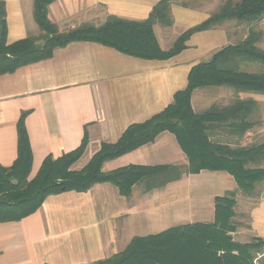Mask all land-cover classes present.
Segmentation results:
<instances>
[{
    "label": "crops",
    "instance_id": "obj_1",
    "mask_svg": "<svg viewBox=\"0 0 264 264\" xmlns=\"http://www.w3.org/2000/svg\"><path fill=\"white\" fill-rule=\"evenodd\" d=\"M3 1L9 44L41 34L34 19V0ZM160 1L56 0L49 7L48 18L60 31L82 25L101 26L109 16L142 21ZM184 1L172 0L171 27L158 30V24L154 26L163 50H169L184 31L193 27L184 24L174 36L171 30L180 22L177 16L189 20L199 9L216 8L230 0H193V7ZM261 21L255 25L263 33L258 47L264 50ZM228 22L237 21H226L192 35L187 48L167 60L140 59L98 43L77 41L55 48L50 58L0 75V166L10 167L17 160L18 122L25 113L33 152L29 179L38 174L44 158H58L77 149L87 134V149L74 166L83 168L103 143H116L127 127L165 110L175 93L187 87L190 70L203 62V55L238 44L248 36L247 33L239 42L230 43L233 38ZM199 90L191 97L194 110V97ZM219 97L224 101L217 104L220 106L230 105L238 98H252L259 106L264 103V95L257 93L224 91ZM254 123L246 137L217 130L211 138L233 147L256 144L262 137V128L259 120ZM187 164L175 136L165 131L154 142L106 162L103 170L129 165ZM137 188L138 185L130 197L122 196L111 183L95 184L87 192L49 195L33 214L0 223V264H96L122 252L136 236L165 231L162 227L169 222L176 226L214 222L216 197L236 192L237 204L247 198L235 179L224 171L186 175L148 193ZM255 192L252 196L258 202L251 216L255 223L264 226V182L256 185ZM238 225L234 238L241 243L251 242L243 240L247 235ZM256 237L264 239V228Z\"/></svg>",
    "mask_w": 264,
    "mask_h": 264
},
{
    "label": "trees",
    "instance_id": "obj_2",
    "mask_svg": "<svg viewBox=\"0 0 264 264\" xmlns=\"http://www.w3.org/2000/svg\"><path fill=\"white\" fill-rule=\"evenodd\" d=\"M55 1L34 0V19L41 34L9 44L5 2L0 0V75L50 58L55 48L77 41L98 43L140 59L167 60L185 50L192 35L226 21L247 23L248 36L195 65L190 70L187 87L175 93L165 110L127 127L116 143H103L81 170H73V166L87 149V134L77 149L58 158H44L38 174L29 179L33 152L23 113L18 122L17 160L10 167L0 166V223L33 214L52 194L87 192L95 184L111 183L122 196L130 197L136 185L148 193L204 170L224 171L235 179L241 192L247 196L254 194L256 185L264 182V143L233 147L214 141L211 134L224 130L235 137H246L255 124L252 116L258 112L259 103L252 98H238L227 106L214 104L195 112L191 97L198 89L226 86L236 94L264 95V50L258 47L263 33L254 26L264 18V0L225 2L217 13L184 31L169 50L159 45L154 26L173 25L172 0L158 2L142 21L109 16L101 26L82 25L67 31H60L48 18L49 7ZM253 67L258 71H251ZM165 131L175 136L187 157L186 166L129 165L103 170L106 162L154 142ZM214 206L212 223H189L136 236L122 252L96 264H256L257 254L264 250V239L256 237L241 243L233 236L237 231L236 192L216 197ZM259 264H264V260Z\"/></svg>",
    "mask_w": 264,
    "mask_h": 264
},
{
    "label": "rangeland",
    "instance_id": "obj_3",
    "mask_svg": "<svg viewBox=\"0 0 264 264\" xmlns=\"http://www.w3.org/2000/svg\"><path fill=\"white\" fill-rule=\"evenodd\" d=\"M234 2H238L240 0H232ZM184 2H187L189 6L193 7V0H185ZM221 8V5L216 7V8H204V9H199L198 13L195 14L191 19L189 20H185L183 18H181L180 16H177L176 18L178 19L179 24H177L176 28L172 29L171 32L174 36H177L176 34H178L180 32V30L183 29L184 24H186L187 26H194L197 25L199 23H201L202 21H204L206 18H208L209 16H212V14H215L219 11V9ZM229 23V22H228ZM258 25V24H257ZM255 25V26H257ZM259 25L264 28V18L262 19V21L259 23ZM157 29H165L162 25L158 24L157 25ZM161 27V28H160ZM249 25L248 24H243L242 23H237V22H230L228 24V28H229V32H230V36L233 38L230 40V43H236L239 42L240 40H242L246 34L248 33V28ZM226 46V45H224ZM262 47L264 48V40H263V44ZM222 47L217 48L216 50L210 52L207 55H203L202 60H207L212 54H214L215 52H217L218 50H220ZM251 71H258L257 67H253L250 68ZM235 92V90L231 87H208V88H203L200 89L198 92L197 97H194V106H195V111L196 112H200L208 107H210L213 104H224V101L221 100V98L219 96H221L222 92ZM233 102V101H232ZM261 112V115H259ZM256 119V120H255ZM252 120L253 121H257L259 120V122L261 123V128H262V132H261V138L257 141L258 144L264 143V103H260L258 112L256 114H254L252 116ZM256 143V144H257ZM77 164V162L75 163V165ZM74 165V166H75ZM73 166V170H81V169H76ZM86 167V165H85ZM106 168L104 167V170ZM143 189V187L141 185H138L137 190ZM257 193V190L256 192ZM170 194H168L169 196ZM246 199L240 200L239 204H237V208H236V223H239L238 228L242 229V231H244L246 233V238L247 239H243V240H253L254 237L256 236V234H258V232L263 228V225H258L257 223H255V221H253V216H251V211L253 210V208H255L256 204L258 201H255L256 196H252L250 197V199L248 198V196H246ZM251 216V217H250ZM262 216L264 217V212L262 213ZM188 222V221H187ZM242 225V226H240ZM176 226V224H170V222L167 224V227H162L163 230H167L171 227ZM240 226V227H239Z\"/></svg>",
    "mask_w": 264,
    "mask_h": 264
},
{
    "label": "built area",
    "instance_id": "obj_4",
    "mask_svg": "<svg viewBox=\"0 0 264 264\" xmlns=\"http://www.w3.org/2000/svg\"><path fill=\"white\" fill-rule=\"evenodd\" d=\"M262 260H264V250L257 254V257L255 258V263L259 264Z\"/></svg>",
    "mask_w": 264,
    "mask_h": 264
}]
</instances>
